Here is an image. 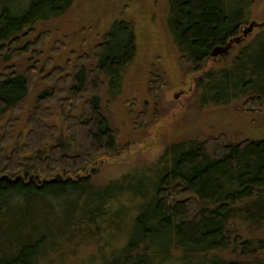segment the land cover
<instances>
[{"label": "trees", "instance_id": "1", "mask_svg": "<svg viewBox=\"0 0 264 264\" xmlns=\"http://www.w3.org/2000/svg\"><path fill=\"white\" fill-rule=\"evenodd\" d=\"M76 1L0 0V264H40L68 237H97L101 226L130 215L123 244L102 264H264L255 260L261 244L232 226L264 222V140L181 141L166 147L168 165L161 162L153 180L93 188L88 167L121 149L101 95L114 100L136 38L132 24L116 21L92 66L65 60L45 72L36 60L43 33L35 28ZM251 1L168 0L167 28L193 72L240 34ZM28 71H41L45 85L25 106L35 88ZM203 77V105L243 99L245 109L262 107L264 27L232 66Z\"/></svg>", "mask_w": 264, "mask_h": 264}, {"label": "rangeland", "instance_id": "2", "mask_svg": "<svg viewBox=\"0 0 264 264\" xmlns=\"http://www.w3.org/2000/svg\"><path fill=\"white\" fill-rule=\"evenodd\" d=\"M251 3L250 16H246L249 20L243 27L255 23L258 28L245 37L240 33V41L232 43L227 53L211 56L198 72L192 71L190 62L181 59L170 36L166 23L168 0H77L62 18L37 25L35 35L42 32L43 40L36 60L45 72L50 62H55L52 67L55 68L63 66L65 60L80 65L87 59L92 66L95 47L102 43L114 22L121 20L134 26V59L121 77L114 100L101 95L102 114L117 134L121 149L118 155L104 157L95 166L88 167L87 172L93 173L91 184L95 190L114 182L127 184L136 177H141L144 182L153 180L160 163L168 165L167 159L165 162L162 158L166 147L181 141L211 139L240 143L264 140V102L256 109H245L247 102L243 99L225 105H216L212 101L203 105L201 94L205 86H197V80L203 75L217 74L222 68L232 66L240 48L251 44L261 32L264 0H252ZM241 42L244 44L238 46ZM27 55L21 59L23 64L29 58ZM89 65L87 70H90ZM27 74V78L34 74L29 83L35 88L30 90L25 106L33 102L35 94L45 85L40 78L44 75L41 71H28ZM76 177L78 175L73 176ZM120 200L126 201L127 207L131 205L126 195ZM130 218L131 215L126 220L122 217L109 221L99 232L98 228L95 230L97 237L94 234L86 238L68 237L40 264L104 263L123 244L122 235ZM111 223L116 228L110 227ZM232 223L235 233L243 239H253L261 244L262 249L255 260L264 261V222L244 224L237 219Z\"/></svg>", "mask_w": 264, "mask_h": 264}, {"label": "water", "instance_id": "3", "mask_svg": "<svg viewBox=\"0 0 264 264\" xmlns=\"http://www.w3.org/2000/svg\"><path fill=\"white\" fill-rule=\"evenodd\" d=\"M258 26V24H255V23H250L249 26L243 30V35L244 36H247L248 33L252 32L253 28ZM239 39H235V40H232L230 43L234 42V41H238ZM230 47V44L225 46V47H218V48H215L212 53H211V56L212 57H217L218 55H222V54H225L228 49Z\"/></svg>", "mask_w": 264, "mask_h": 264}, {"label": "flooded vegetation", "instance_id": "4", "mask_svg": "<svg viewBox=\"0 0 264 264\" xmlns=\"http://www.w3.org/2000/svg\"><path fill=\"white\" fill-rule=\"evenodd\" d=\"M242 29V28H241ZM241 29H240V33H241ZM239 36V35H238ZM237 37V36H236ZM230 41V40H229Z\"/></svg>", "mask_w": 264, "mask_h": 264}]
</instances>
